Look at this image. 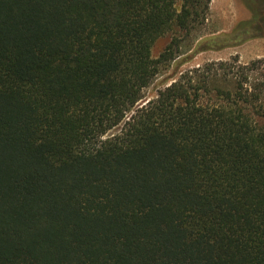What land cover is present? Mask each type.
<instances>
[{"label":"trees","instance_id":"trees-1","mask_svg":"<svg viewBox=\"0 0 264 264\" xmlns=\"http://www.w3.org/2000/svg\"><path fill=\"white\" fill-rule=\"evenodd\" d=\"M210 2L0 0V264H264L260 61L147 95Z\"/></svg>","mask_w":264,"mask_h":264},{"label":"rangeland","instance_id":"rangeland-1","mask_svg":"<svg viewBox=\"0 0 264 264\" xmlns=\"http://www.w3.org/2000/svg\"><path fill=\"white\" fill-rule=\"evenodd\" d=\"M258 16L259 10L249 7L245 0H211L206 23L182 39L179 57L148 89V97L153 98L182 74L212 62L235 60L240 65H249L260 61L264 70V29L260 25L264 21L257 22ZM243 23L245 25L241 26ZM172 38L169 34L156 42L155 57ZM261 74L262 69L254 72L253 80L259 79Z\"/></svg>","mask_w":264,"mask_h":264}]
</instances>
